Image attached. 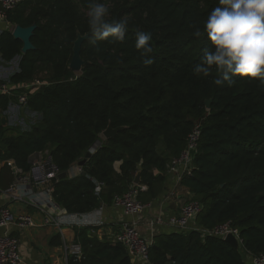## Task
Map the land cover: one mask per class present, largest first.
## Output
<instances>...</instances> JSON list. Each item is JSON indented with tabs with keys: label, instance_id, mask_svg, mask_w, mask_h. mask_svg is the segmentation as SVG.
Wrapping results in <instances>:
<instances>
[{
	"label": "trees",
	"instance_id": "16d2710c",
	"mask_svg": "<svg viewBox=\"0 0 264 264\" xmlns=\"http://www.w3.org/2000/svg\"><path fill=\"white\" fill-rule=\"evenodd\" d=\"M93 2L24 0L5 12L9 26L35 29L34 48L25 53L10 29L0 31V58L19 57L8 78L16 87L0 93V189L12 180L9 160L28 171L32 156L48 150L64 172L98 142L80 174L52 182L54 202L68 213L89 212L126 192L139 172L138 199L151 203L199 125L191 173L179 182L201 206L195 228L154 233L145 264H246L239 249L210 232L226 222L237 229L244 252L264 254V81L234 76L217 86L215 67L208 76L194 72L210 46L194 32L218 0H98L109 9L107 20L125 19L128 26L123 41L109 37L95 45L87 20ZM137 30L152 36L147 56L134 46ZM78 34L88 36L80 50L84 64L75 73L69 63ZM148 58L151 65L143 63ZM40 66L47 68L46 81L17 87L32 82ZM20 95L35 120L7 134L1 113ZM108 125L118 130L103 138ZM94 181L103 184L98 194ZM74 236L81 255H69L67 264H132L122 243L99 240L87 226L75 228ZM51 244H60L58 236Z\"/></svg>",
	"mask_w": 264,
	"mask_h": 264
},
{
	"label": "built area",
	"instance_id": "2783aa9c",
	"mask_svg": "<svg viewBox=\"0 0 264 264\" xmlns=\"http://www.w3.org/2000/svg\"><path fill=\"white\" fill-rule=\"evenodd\" d=\"M24 0H0V20H5V12L13 9L17 4ZM43 82L40 80H33L18 88H32L40 86ZM12 85L9 82H0V93H9ZM19 104L23 105L26 102L24 95L18 97ZM200 127L196 125L188 134L185 142V147L180 155L168 165L167 173L174 176L176 184L180 182L181 177L191 173L193 154L197 147V139L199 137ZM96 147V146H95ZM95 150L92 149L93 153ZM36 157V158H35ZM35 160H32V167L30 173H24L13 161L9 160L6 164L13 169L15 178L12 183L3 190L13 200L26 201L27 204L40 208L45 212L44 223L46 225L53 224L57 227L61 237L63 236V227L67 226H82L81 224L88 221L89 215L67 213L54 202L52 197V182L58 180L60 173L53 164L50 152L45 150L35 155ZM76 175L81 173L82 167L76 166ZM71 173V177L74 175ZM95 182L94 192L100 193L103 184ZM143 189L139 184H132L130 188L120 195L113 197L112 203L120 207L124 214L132 216V219L123 220L120 223L119 230L115 233V241L123 244L131 261H139L140 263H147L149 259V246L151 244V237L144 236L138 227V218L143 216L146 209L151 207V203H144L138 199V191ZM200 204L196 201H188L184 203L176 214L169 216L157 215L155 217V224L166 223L176 230H187L195 228L193 223L195 216L200 210ZM93 225H101V219L97 218L93 221H88ZM34 225L32 217L28 213H13L6 207H0V264H21L22 257L19 252L18 239L10 234V229L16 227L24 229ZM212 234L224 237L227 233H232L241 243L237 229L230 226L229 222L223 223L215 227ZM68 255L78 258L81 255V246L79 242L73 241L65 246ZM251 264H264V254L258 256L250 255Z\"/></svg>",
	"mask_w": 264,
	"mask_h": 264
},
{
	"label": "crops",
	"instance_id": "0c3cea01",
	"mask_svg": "<svg viewBox=\"0 0 264 264\" xmlns=\"http://www.w3.org/2000/svg\"><path fill=\"white\" fill-rule=\"evenodd\" d=\"M12 28L13 27L9 26L5 20H0V31L3 29L11 30ZM18 59L19 57H15L11 61L5 62L0 58V81L8 82L9 76L18 69ZM2 117L5 119V123L3 125L5 126L7 134L14 133L15 127H18L20 130H27L35 120L34 115L25 110L23 105L19 104L18 98L17 100L9 103L7 109L1 113V118ZM35 155L36 154L32 156V159ZM4 163L5 161L0 159V178L1 169ZM118 164L119 162L115 163L116 168ZM76 166H79L78 161L73 163L69 169L65 171L66 176L71 177V173L76 175ZM80 166L82 167V165ZM9 168L12 174V180L9 183L10 185L15 178V174L13 169L11 167ZM30 170L31 168L28 171H22L29 174ZM190 198L191 195L188 190L180 186L179 183L176 184L174 176L167 173L165 189L151 202V207L146 209L143 216L138 218V227L141 233L148 238H152L154 233L173 230V227L166 223L160 225L155 224V217L158 214L164 217L176 214L184 203L190 201ZM0 207H6L13 213H28L34 222V225L31 227L24 229L12 227L10 229V234L15 236L19 241V252L22 257L21 264H67V258L69 255L65 250V246L75 241V228L87 226L89 228V233L97 237V239L115 241V233L119 230L121 221L133 218L132 216L124 214L120 207L116 206L112 202L110 204L102 203L99 207L89 212L77 213H87L89 215L88 221H93L99 218L102 221L101 225H93L88 221L81 224L82 226L64 225L62 228L63 236L61 237L55 225H46L44 223L45 212L40 208H35L27 204L26 201L13 200L3 191H0ZM55 236H58L60 240L59 245L51 244V240ZM246 255L245 263L251 264L250 255L248 253H246ZM131 262L132 264L133 262L134 264H139V261L137 262L134 260Z\"/></svg>",
	"mask_w": 264,
	"mask_h": 264
},
{
	"label": "clouds",
	"instance_id": "9594fccd",
	"mask_svg": "<svg viewBox=\"0 0 264 264\" xmlns=\"http://www.w3.org/2000/svg\"><path fill=\"white\" fill-rule=\"evenodd\" d=\"M108 14V7L98 0L88 7L87 20L94 45L109 37L112 42L125 38L128 21L110 22L106 19ZM194 36H204L210 45L204 49L195 73L208 76L215 67L220 73L214 80L217 86L231 83L234 76L264 81V0H218ZM151 39L149 32L137 30L134 46L147 56L152 52ZM143 63L151 65L153 60L148 58Z\"/></svg>",
	"mask_w": 264,
	"mask_h": 264
},
{
	"label": "water",
	"instance_id": "95a60500",
	"mask_svg": "<svg viewBox=\"0 0 264 264\" xmlns=\"http://www.w3.org/2000/svg\"><path fill=\"white\" fill-rule=\"evenodd\" d=\"M35 29V24H31L29 26L22 27L20 25H15L11 29V34L15 39H19L22 42V47H21V53H25L29 50H32L34 48L32 42H31V36L33 34V31ZM87 34L80 35L78 34L76 39L73 42L72 46V56L71 60L69 63V68L75 72L78 73L81 70L82 65L84 64L83 59H81L80 56V50H81V44L82 42L87 38ZM210 103V99L205 100V106L208 107ZM4 117L1 118L2 124L5 123ZM118 129H113L110 125L102 132V137L103 138H109L112 137ZM98 144L96 142L93 144L87 151L84 153V156L82 159L78 161L79 165H83L87 159L91 155V150L94 149V147ZM66 176V172H60L58 174V178H63ZM140 183V178H139V172L136 173L135 179H134V184H139ZM223 239L231 244L235 249H238L239 242L237 238L232 234V233H227Z\"/></svg>",
	"mask_w": 264,
	"mask_h": 264
},
{
	"label": "rangeland",
	"instance_id": "374dc122",
	"mask_svg": "<svg viewBox=\"0 0 264 264\" xmlns=\"http://www.w3.org/2000/svg\"><path fill=\"white\" fill-rule=\"evenodd\" d=\"M17 60V58H16ZM15 60V61H16ZM14 61V62H15ZM47 68L46 67H43V66H40V69L37 71L36 75H35V80H40L41 82L43 81H46V76H47ZM95 148V147H94ZM36 158V157H35ZM35 158L33 157V161L35 160ZM238 249H239V252H241V254L243 255V258L245 260L246 258V252H244L243 248L241 247V245L238 246Z\"/></svg>",
	"mask_w": 264,
	"mask_h": 264
}]
</instances>
